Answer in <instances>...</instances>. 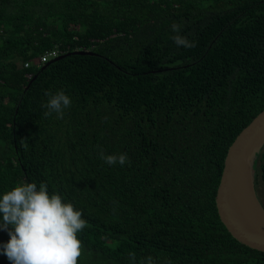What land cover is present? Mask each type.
<instances>
[{"label": "trees", "instance_id": "1", "mask_svg": "<svg viewBox=\"0 0 264 264\" xmlns=\"http://www.w3.org/2000/svg\"><path fill=\"white\" fill-rule=\"evenodd\" d=\"M173 22L196 47L176 46ZM59 90L71 107L46 118ZM262 109L264 0H0V197L44 182L81 210L77 264H264L215 204L227 149ZM254 170L260 196L264 145Z\"/></svg>", "mask_w": 264, "mask_h": 264}, {"label": "clouds", "instance_id": "2", "mask_svg": "<svg viewBox=\"0 0 264 264\" xmlns=\"http://www.w3.org/2000/svg\"><path fill=\"white\" fill-rule=\"evenodd\" d=\"M173 42L177 47L191 49L196 42L181 35V25H171ZM47 101L42 104L47 118L53 113L57 119H63L65 110L71 107L72 100L63 90L55 93L47 91ZM21 145L27 148L24 139ZM100 159L108 165L130 163L126 153L108 154L103 150ZM0 228L8 230L10 240L0 244V252L5 254L12 264H77L82 254V242L78 233L87 226L83 213L71 202H64L59 192L49 193L48 185L40 182L19 184L0 197ZM11 226V227H9ZM135 262L136 254H129ZM140 264H145L141 261ZM146 264H155L148 257Z\"/></svg>", "mask_w": 264, "mask_h": 264}, {"label": "water", "instance_id": "3", "mask_svg": "<svg viewBox=\"0 0 264 264\" xmlns=\"http://www.w3.org/2000/svg\"><path fill=\"white\" fill-rule=\"evenodd\" d=\"M263 145L264 109L229 145L216 190L215 204L221 222L235 239L264 252V207L254 185V161Z\"/></svg>", "mask_w": 264, "mask_h": 264}, {"label": "built area", "instance_id": "4", "mask_svg": "<svg viewBox=\"0 0 264 264\" xmlns=\"http://www.w3.org/2000/svg\"><path fill=\"white\" fill-rule=\"evenodd\" d=\"M58 54V49H54L50 52H47L45 54H42L40 56V60L41 62H44L46 61L49 57H53V56H56ZM25 66H28V63H25ZM27 77H30V74H27Z\"/></svg>", "mask_w": 264, "mask_h": 264}, {"label": "rangeland", "instance_id": "5", "mask_svg": "<svg viewBox=\"0 0 264 264\" xmlns=\"http://www.w3.org/2000/svg\"><path fill=\"white\" fill-rule=\"evenodd\" d=\"M0 144H1V142H0ZM259 195L260 196H258L259 197V200L261 201H263L264 202V191L262 190V189H260V191H259ZM262 203V202H261Z\"/></svg>", "mask_w": 264, "mask_h": 264}, {"label": "flooded vegetation", "instance_id": "6", "mask_svg": "<svg viewBox=\"0 0 264 264\" xmlns=\"http://www.w3.org/2000/svg\"><path fill=\"white\" fill-rule=\"evenodd\" d=\"M260 202H262V205H263V207H264V202L261 200Z\"/></svg>", "mask_w": 264, "mask_h": 264}]
</instances>
